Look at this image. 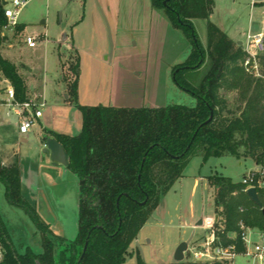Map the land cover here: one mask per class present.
Returning a JSON list of instances; mask_svg holds the SVG:
<instances>
[{"label": "trees", "instance_id": "16d2710c", "mask_svg": "<svg viewBox=\"0 0 264 264\" xmlns=\"http://www.w3.org/2000/svg\"><path fill=\"white\" fill-rule=\"evenodd\" d=\"M163 9L173 27L181 29L192 44L187 59L175 66L176 83L196 97V104L173 103L160 107H117L77 103L80 61L65 75L68 99L77 103L82 114L81 130L76 135L50 132L65 147L70 157L68 169L79 177V230L69 240L54 230L23 193L22 170L18 162L4 165L0 155V180L6 196L31 215L41 237V251L26 245L19 251L0 216V264H78L83 248L88 247L80 264H128L130 248L161 199L184 175L195 156L202 165L211 158L231 155L264 163V50L259 54L261 76L246 71V52L218 24L210 20L215 0H151ZM206 19L207 46L193 20ZM5 5L0 0V74L16 90L17 98L28 99L27 85L18 65L7 58L3 45L6 29ZM207 70L198 84L185 76L188 70ZM236 91L230 103L225 92ZM214 111L213 120L202 125ZM216 191L219 215L217 234L224 243L237 233L243 249L240 221L249 227L264 228V212L246 192V185L221 174L207 177ZM264 208V187L257 186ZM119 199V203H118ZM145 204H141L142 202ZM195 239V238H194ZM137 264H150L139 261ZM158 264H203L191 260Z\"/></svg>", "mask_w": 264, "mask_h": 264}, {"label": "rangeland", "instance_id": "374dc122", "mask_svg": "<svg viewBox=\"0 0 264 264\" xmlns=\"http://www.w3.org/2000/svg\"><path fill=\"white\" fill-rule=\"evenodd\" d=\"M4 1L5 8L12 6L13 0ZM232 7L237 8L235 14ZM210 20L243 40L251 29L250 21L264 29V0H220ZM193 23L206 47L208 21L196 18ZM19 25L22 27L19 34L11 31L3 45L5 56L18 65L30 89L28 99L44 100L46 105L42 124L37 122L28 134L19 133L15 116L4 118L6 126L0 127L1 158L6 162L20 159L28 174L53 184L58 195L67 190L64 221L60 226L67 236H72L77 193L74 185L63 182L65 167L54 165L43 152L44 137L50 132L73 135L81 130L82 114L77 103L117 107H160L173 103L194 106L196 97L178 86L173 72L176 65L187 59L192 44L181 29L172 26L163 9L152 6L151 0H28L20 13ZM27 35H36L39 40L29 46L25 43ZM76 57L80 61L77 103L68 99L64 79L72 74L70 66ZM206 70L207 66L191 69L185 76L198 84ZM8 84L0 74V87ZM225 94L230 103L235 102L236 91ZM5 112L6 108L0 107V121ZM257 168L253 162L241 164L231 155L213 157L203 165L202 156H195L183 177L165 194L162 212L155 211L140 230L127 263L173 262L181 242L178 241L191 235L190 229L182 226L186 215L217 214L216 191L209 187L207 176L221 174L239 182ZM4 189L0 181V216L18 250L23 252L30 245L41 251V237L33 218L25 208L9 202ZM22 189L40 215L49 220L44 201L40 203L38 199L37 204V197L27 187ZM25 189L28 191L24 192ZM53 228L63 233L59 222ZM203 235L205 231L198 228L195 239ZM56 259V264H62L59 254ZM187 259L190 260L186 253ZM236 264L249 261L238 257Z\"/></svg>", "mask_w": 264, "mask_h": 264}, {"label": "built area", "instance_id": "2783aa9c", "mask_svg": "<svg viewBox=\"0 0 264 264\" xmlns=\"http://www.w3.org/2000/svg\"><path fill=\"white\" fill-rule=\"evenodd\" d=\"M28 0H13L11 7L5 8V16L8 23L6 29L15 28L19 24V16ZM39 37L27 35L25 43L29 46L36 44ZM246 58L243 66L246 71L261 76V64L259 54L264 50V31L250 29L241 42ZM5 97L0 99V106L6 108V116L17 118L19 133L28 134L32 131L37 120L43 116L45 108L44 100L17 98L15 87L10 83L4 88ZM247 188L252 186H264V163L259 168L247 173L242 181ZM246 188V189H247ZM219 220L218 214L204 216L203 225L200 227L205 231V235L193 239L189 244L187 255L191 261L203 264H236L238 257H244L249 264H264V228L249 227L240 221V238L243 249L238 248L237 233L229 234V238L234 239L231 243H224L217 234L216 223ZM2 250L0 249V259Z\"/></svg>", "mask_w": 264, "mask_h": 264}, {"label": "crops", "instance_id": "0c3cea01", "mask_svg": "<svg viewBox=\"0 0 264 264\" xmlns=\"http://www.w3.org/2000/svg\"><path fill=\"white\" fill-rule=\"evenodd\" d=\"M218 1H220V0H215V7H214V11H213V13L215 12V9H216V7H217V2ZM254 2V4L256 5V4H258V2L257 1H253ZM231 12L232 13H236L237 12V8H235V7H232L231 8ZM212 13V14H213ZM250 26H251V28L252 29H254V30H258V29H260L261 30V25L259 24V23H256V22H252V21H250ZM225 31H226V33L230 36V38H232L234 41H236L239 45H241V42H242V40L241 39H238V38H235L232 34H231V32L230 31H227L226 30V28H224L223 26H221ZM263 31H264V29H263ZM2 76V75H1ZM7 80V79H6ZM8 81V80H7ZM3 87H0V99H2V98H4L5 97V92L3 91ZM30 89L28 88L27 89V94H28V97H29V91ZM1 107V106H0ZM44 115V114H43ZM5 117H7L6 116V114L4 113V115H2V120L0 121V127H3V126H6L5 124H4V118ZM43 117V116H42ZM42 117L41 118H39L38 120H37V122H39L40 124H42ZM15 126L17 127V120H16V122H15ZM17 129H18V127H17ZM32 132V131H31ZM79 132H80V130H79ZM76 134V133H75ZM49 136H51V135H49ZM47 137V136H46ZM43 145H44V140H43V143H42ZM0 155H1V153H0ZM239 161L241 162V164H243L244 162H253L255 165H256V168L258 167V165L259 164H257V163H255L251 158H242V159H239ZM16 162H18L19 164H20V166H21V170H22V183H23V187L25 186V188L27 187V189L29 190H26V191H24V192H29L31 195H35L36 197H37V200H36V202H37V204H38V201L40 200V203H42L43 201V203H45L46 205H45V208H46V210H48L49 212H47L48 213V219L49 220H46L47 222H49V223H51V225L52 226H56L57 225V223H58V221L60 220V216H58V214L56 213V210H60V209H63V207H64V205H65V200H64V196H65V194H64V192H66L67 190H64L63 192H62V194H56V193H54V190H55V188H54V186H53V184H51V183H48L47 181H45V180H43V179H40V178H34L32 175H30V174H28V172H27V170L23 167V165H22V162L20 161V159L18 160V158H17V161ZM2 163L4 164V165H10V164H13V163H15V161H12V160H10V161H8V162H6V161H4L3 160V158H2ZM53 163V162H52ZM54 164V163H53ZM55 165V164H54ZM56 166H62V165H56ZM64 167V166H63ZM251 169V168H250ZM253 170V169H252ZM252 170H250V171H252ZM249 171V172H250ZM64 175H65V179H63V182H68V185H74V187H75V191L76 192H79V190H78V182H79V179H78V177L76 176V175H73V174H71L70 173V171L68 170V171H66V169H65V172L63 173ZM246 175V174H245ZM244 175V176H245ZM208 177V176H207ZM1 182H2V184H4V182L2 181V180H0ZM208 181V180H207ZM236 182V181H235ZM239 182H241V181H239ZM4 186H5V189H6V185L4 184ZM209 187H210V185H209ZM264 187V186H263ZM51 188H52V190H53V192H52V190H51ZM212 188V187H211ZM4 189V190H5ZM63 189H66V187H64ZM38 194H40V195H43V197H42V199L41 198H39V196H38ZM39 199V200H38ZM163 208H164V205L162 206V208L160 209V211H159V213H161L162 212V210H163ZM54 214V216H53V214ZM214 214H216V213H214ZM211 215H213V214H211ZM187 217H185V220L182 222V226L183 227H185V228H187V229H190V232L192 233L193 232V230L195 229L194 227H195V225H196V223L199 221V219L203 216H200V215H198L197 213H195V212H190L189 214H187L186 215ZM200 228V227H199ZM197 229L198 228H196L195 230H196V232H197ZM196 232H195V234H196ZM200 237V236H199ZM186 239V237H181L180 238V240L178 241V242H180V241H183V240H185Z\"/></svg>", "mask_w": 264, "mask_h": 264}, {"label": "water", "instance_id": "95a60500", "mask_svg": "<svg viewBox=\"0 0 264 264\" xmlns=\"http://www.w3.org/2000/svg\"><path fill=\"white\" fill-rule=\"evenodd\" d=\"M165 5L167 4V0L164 2ZM3 4L6 5L7 2L3 0ZM179 69H177L175 72H174V79L176 81V73ZM214 118V111L213 109H211V113H210V116L209 118L204 121L202 123L201 126L203 125H206L208 123H210ZM43 152L46 153L48 156H50L51 158V161L55 164V165H62L65 167L66 171H68V165L70 163V157H69V154L68 152L66 151L65 147L63 146V144L55 137V136H48L45 138L44 140V148H43ZM80 188V183L78 182V190ZM80 192V190H79ZM79 192H76L77 193V206H76V215H75V222H74V228L75 230L73 235L72 236H67L66 235V232L64 231L63 228H61V226L63 225V221H64V218H63V215H65V207H63V209H60V210H56V213L58 214V216H60V220L58 221L59 222V227L62 229L63 233L62 235L65 236L67 239L69 240H74L77 236V233H78V230H79V202H80V194ZM246 192L249 196V198L254 202L256 203L259 207H261L263 209V212H264V208H263V202L259 196V193H258V189L256 186H252V187H249L246 189ZM79 196V198H78ZM146 201L142 202L141 204H145ZM118 203H119V199H118ZM165 204V200H164V197H162L161 199V207ZM203 219H204V215L199 219V221L196 223L195 225V229L196 228H199L203 225ZM61 225V226H60ZM193 230V232L191 233V235L181 241L179 243V245L177 246L176 250H175V253H174V261L175 262H181V261H184L185 258H186V252L189 248V244L193 241V239L195 238V232L196 230ZM87 247H88V241L86 242L84 248H83V253H82V256L81 258L84 256L86 250H87Z\"/></svg>", "mask_w": 264, "mask_h": 264}, {"label": "flooded vegetation", "instance_id": "af4514ba", "mask_svg": "<svg viewBox=\"0 0 264 264\" xmlns=\"http://www.w3.org/2000/svg\"><path fill=\"white\" fill-rule=\"evenodd\" d=\"M78 133H79V132H78ZM78 133H77V134H78ZM49 135H50V134H49ZM49 135H48V136H49ZM73 135H76V134H73ZM48 136H47V137H48ZM51 136H52V135H51ZM45 138H46V137H44V140H45ZM70 173H71V172H70ZM71 174L76 175V176L78 177V175L75 174V173H71ZM78 179H79V177H78ZM79 194H80V192H79ZM161 208H162V207H160L157 211H160ZM82 253H83V252H82ZM81 256H82V255H81ZM80 261H81V258H80V260L78 261V264H80V263H79ZM60 263H62V262L60 261ZM62 264H63V263H62Z\"/></svg>", "mask_w": 264, "mask_h": 264}]
</instances>
